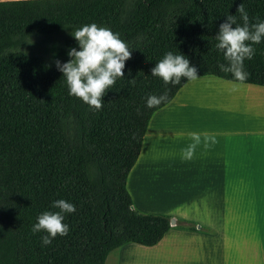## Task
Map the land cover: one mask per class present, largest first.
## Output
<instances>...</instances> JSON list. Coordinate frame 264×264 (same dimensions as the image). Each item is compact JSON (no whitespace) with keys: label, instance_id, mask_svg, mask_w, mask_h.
<instances>
[{"label":"trees","instance_id":"16d2710c","mask_svg":"<svg viewBox=\"0 0 264 264\" xmlns=\"http://www.w3.org/2000/svg\"><path fill=\"white\" fill-rule=\"evenodd\" d=\"M242 3L250 22L264 21V0L0 2V264H105L123 245L150 247L162 238L170 219L137 213L126 179L151 116L191 80L165 85L151 70L171 51L188 58L198 78L264 87V42L244 62L246 81L218 67L227 61L215 36L227 15L243 23ZM91 23L119 33L132 52L99 111L69 95L55 65L70 59L66 52L41 48L64 34L65 47H76L71 32ZM165 91L167 102L146 106ZM59 199L76 207L65 214L70 231L44 246L47 233L31 229L44 211H59L52 207Z\"/></svg>","mask_w":264,"mask_h":264},{"label":"crops","instance_id":"0c3cea01","mask_svg":"<svg viewBox=\"0 0 264 264\" xmlns=\"http://www.w3.org/2000/svg\"><path fill=\"white\" fill-rule=\"evenodd\" d=\"M136 169L142 187L175 188L172 199L146 200L174 224L121 264H264V87L187 82L151 116L127 177Z\"/></svg>","mask_w":264,"mask_h":264},{"label":"clouds","instance_id":"9594fccd","mask_svg":"<svg viewBox=\"0 0 264 264\" xmlns=\"http://www.w3.org/2000/svg\"><path fill=\"white\" fill-rule=\"evenodd\" d=\"M237 13L243 23L238 22L237 15H227L215 36L217 40L215 47L223 53L224 60L227 61V64H218L220 70L231 73L235 80L244 82L250 76L244 62L254 58L256 53L254 45L264 42V21L257 17L255 23L250 22L243 3L238 6ZM71 35L77 41L79 50L75 47L70 48L67 53L70 59L64 63L56 60V68L66 80L69 95L99 111L104 106L103 96L115 86L118 79L124 78L123 69L125 62L131 58V48L121 39L119 33L96 23L76 28ZM197 72L198 69L190 65L188 58L169 51L156 63L151 75L162 78L165 85L175 86L181 83V78L197 79ZM130 81L134 84L135 78ZM167 101L168 93L165 91L159 96L150 95L146 106L153 108ZM192 139L194 142L183 150L184 156L189 159L201 142L199 134H192ZM52 207L59 211H44L37 217V223L31 229L33 234L42 231L47 233L41 237L44 246L50 245L58 235L64 237L69 234L70 226L64 223L65 214L76 211L75 205L64 199L54 201Z\"/></svg>","mask_w":264,"mask_h":264},{"label":"rangeland","instance_id":"374dc122","mask_svg":"<svg viewBox=\"0 0 264 264\" xmlns=\"http://www.w3.org/2000/svg\"><path fill=\"white\" fill-rule=\"evenodd\" d=\"M66 34L64 35H54L50 37L49 43L47 42L45 45H43L41 48L50 51L53 46L56 47V49H62L68 53L69 49H67L64 45V39ZM41 41V40H40ZM75 48L79 50V45H77ZM68 56V55H67ZM197 95V98H199V91L194 92ZM143 180H148L147 178L143 177ZM169 185V184H167ZM165 190V193L155 185H152L150 182L148 187H142L139 184V177L137 175V169L134 170L129 177L126 179V189L128 190L130 194V198L134 204V210L137 213H149L154 214L156 213V210L154 207H147L146 206V200H153L157 196L155 192L159 191L161 195H164L166 198H174L175 197V188L171 187ZM178 197V196H176ZM172 220V219H171ZM140 246L135 244H126L123 245L112 252L108 254V256L105 259V264H121V260L131 261L133 259L137 258L138 251L140 250Z\"/></svg>","mask_w":264,"mask_h":264},{"label":"water","instance_id":"95a60500","mask_svg":"<svg viewBox=\"0 0 264 264\" xmlns=\"http://www.w3.org/2000/svg\"><path fill=\"white\" fill-rule=\"evenodd\" d=\"M169 224H170V225L174 224V221H173V220H170V221H169Z\"/></svg>","mask_w":264,"mask_h":264}]
</instances>
